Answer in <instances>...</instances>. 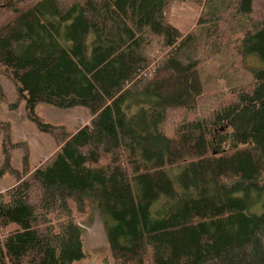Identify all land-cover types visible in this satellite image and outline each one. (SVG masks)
Returning a JSON list of instances; mask_svg holds the SVG:
<instances>
[{
  "label": "trees",
  "instance_id": "trees-1",
  "mask_svg": "<svg viewBox=\"0 0 264 264\" xmlns=\"http://www.w3.org/2000/svg\"><path fill=\"white\" fill-rule=\"evenodd\" d=\"M177 1L0 0L12 108L58 141L21 176L4 151L0 264L80 262L94 213L113 264H264V70L225 93L198 70L223 51L232 72L264 64V0H206L188 34ZM39 104L84 107L89 125L45 123Z\"/></svg>",
  "mask_w": 264,
  "mask_h": 264
},
{
  "label": "rangeland",
  "instance_id": "rangeland-1",
  "mask_svg": "<svg viewBox=\"0 0 264 264\" xmlns=\"http://www.w3.org/2000/svg\"><path fill=\"white\" fill-rule=\"evenodd\" d=\"M203 2L205 3L206 0H178L171 4L170 8L168 7V20L182 33L188 34L196 29L197 16L203 9ZM211 2L212 0H207L205 11L210 10ZM257 3L260 5L261 1L258 0ZM232 61V57L224 51L210 57L207 55L206 61L198 69L203 87L225 93L229 88L250 82L254 73L264 70V64L256 54L246 56L241 65L240 61H236L235 68L241 66L236 72L230 71ZM0 85L5 96V102L0 104V121L2 122L0 124V193L3 194L15 186L17 178L4 167L3 162L7 152L10 154L11 169L17 170L18 176H21L23 156L26 155L28 159L29 170H33L45 164L56 153L58 141L37 128L35 123L27 117L22 102L16 103V106L12 108L16 95L10 80L0 76ZM34 111L43 122L64 127L69 133H74L80 127L89 125L90 122L89 110L84 107L58 109L47 104H39ZM175 119L173 115L170 122ZM5 140L9 144L7 148L4 146ZM83 253L85 258L76 264H113L97 213H94L91 225L84 229Z\"/></svg>",
  "mask_w": 264,
  "mask_h": 264
}]
</instances>
